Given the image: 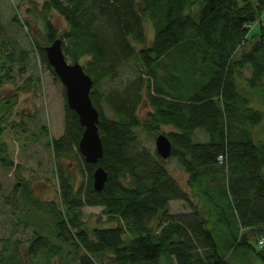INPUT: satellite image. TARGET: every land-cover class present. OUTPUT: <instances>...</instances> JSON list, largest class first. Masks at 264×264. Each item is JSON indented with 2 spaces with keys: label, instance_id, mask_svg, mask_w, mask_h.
I'll use <instances>...</instances> for the list:
<instances>
[{
  "label": "trees",
  "instance_id": "obj_1",
  "mask_svg": "<svg viewBox=\"0 0 264 264\" xmlns=\"http://www.w3.org/2000/svg\"><path fill=\"white\" fill-rule=\"evenodd\" d=\"M38 1L29 0V13L44 26L43 45L36 43L41 61L57 76L45 47L61 38L66 56L85 60L93 77L91 98L104 145L99 165L108 172L97 191L96 166L79 149L84 127L66 103L64 133L50 142L59 178L56 238L73 246L80 264H232L238 247L264 261V248L255 250L250 238L264 232V139L257 130L264 122V25L251 34L263 21L264 0H42L40 7ZM52 11L67 22L62 35ZM15 21L23 22L18 13ZM147 23L154 31L151 41ZM0 50L2 85L13 79L14 56ZM28 55L21 50L18 62ZM131 61L137 73L124 94L98 92ZM102 102L113 117L104 114ZM167 126L173 128L166 133L173 144L169 158L187 171L191 193L169 174L157 150L137 148L139 130L156 138ZM197 130L208 140H196ZM8 147L0 140V163L9 168L14 162ZM73 154L88 171L84 189H73L60 163ZM24 190L30 202L41 203L31 199L32 189ZM172 200L193 202L194 208L172 213ZM85 205L102 206L98 216L106 217L107 226L87 227ZM28 243L27 261L38 255L51 261L60 253L41 232ZM4 262L17 263L3 257Z\"/></svg>",
  "mask_w": 264,
  "mask_h": 264
},
{
  "label": "rangeland",
  "instance_id": "obj_2",
  "mask_svg": "<svg viewBox=\"0 0 264 264\" xmlns=\"http://www.w3.org/2000/svg\"><path fill=\"white\" fill-rule=\"evenodd\" d=\"M42 2L40 0L36 5L40 7ZM33 8L34 5L29 0H0V49L14 56V61L13 58L11 60L14 66L13 79L0 85V120L4 116L3 124L6 126L0 140L7 142L9 157L14 162L9 168L0 163V259L4 257L12 263L16 260L17 263L13 264H80L73 246L61 243L54 233L55 202L59 204L60 200L59 178L56 173L54 149L50 142L52 138H60L64 133L67 100L63 83L41 61L40 53L36 49V43L43 45L44 26L33 20L32 14L29 13ZM17 13L23 21L22 24L15 21ZM50 19L62 35L67 29V22L56 11H52ZM27 21L32 26H28ZM261 24L264 25V18L261 23L253 25L251 34L259 32ZM146 33L147 39L151 41L154 31L150 23L146 24ZM21 50L28 51L29 55L18 62ZM2 57L5 56L0 50V65ZM68 59L72 61L69 57ZM84 62L85 60L81 61ZM127 64L112 80L103 81L98 87V92L104 91L114 98L124 94L137 73L133 61ZM245 72L250 76L251 69L247 68ZM102 105L104 114L113 117L111 107L105 102H102ZM145 106L141 105V110ZM144 112L141 111V115ZM172 129L171 126L164 127L161 133ZM257 130L264 139V122ZM138 133L137 148L143 147L154 153L157 150L156 138L142 130ZM195 139L207 141L208 135L197 130ZM219 160L221 161V158ZM60 163L67 170L73 189H84L88 171L82 158L73 154L62 158ZM165 167L183 189L191 193L188 185L189 175L177 159L168 158ZM25 187L32 189L34 198L31 199H38L41 203L30 202L24 193ZM197 201V198H193V202ZM193 202L190 204L183 200H172L171 212H191L194 208ZM222 203L226 206L227 202L222 200ZM101 211L102 206L98 205L83 207L82 213L87 227L107 226L106 217L100 221L98 215ZM36 232L46 235L57 250H60L51 261L44 255L27 261V250L30 246L28 239ZM256 233L258 234L253 233L250 238L255 250L260 251L256 241L259 236H264V232ZM230 259L232 264H264L263 259L254 251H246L240 247Z\"/></svg>",
  "mask_w": 264,
  "mask_h": 264
},
{
  "label": "water",
  "instance_id": "obj_3",
  "mask_svg": "<svg viewBox=\"0 0 264 264\" xmlns=\"http://www.w3.org/2000/svg\"><path fill=\"white\" fill-rule=\"evenodd\" d=\"M45 50L48 62L65 87L68 106L76 112L84 127L79 149L85 161L96 166L93 173V186L97 191H101L107 182L108 172L99 165L104 155V145L98 126L100 112L91 98L94 80L85 71L82 63L68 59L61 38L52 41ZM156 149L163 159H168L172 155L173 144L166 133H160L156 137Z\"/></svg>",
  "mask_w": 264,
  "mask_h": 264
},
{
  "label": "built area",
  "instance_id": "obj_4",
  "mask_svg": "<svg viewBox=\"0 0 264 264\" xmlns=\"http://www.w3.org/2000/svg\"><path fill=\"white\" fill-rule=\"evenodd\" d=\"M258 245L261 249L264 248V237H260L259 240H258Z\"/></svg>",
  "mask_w": 264,
  "mask_h": 264
},
{
  "label": "bare ground",
  "instance_id": "obj_5",
  "mask_svg": "<svg viewBox=\"0 0 264 264\" xmlns=\"http://www.w3.org/2000/svg\"><path fill=\"white\" fill-rule=\"evenodd\" d=\"M64 20H65V19H64ZM54 40H55V39H54ZM54 40H53V41H54ZM45 48H46V47H45ZM36 49L40 52V49H38V48H36ZM45 51H46V50H45ZM40 53H41V52H40ZM92 78H93V77H92ZM93 85H94V84H93ZM92 88H93V87H92Z\"/></svg>",
  "mask_w": 264,
  "mask_h": 264
}]
</instances>
